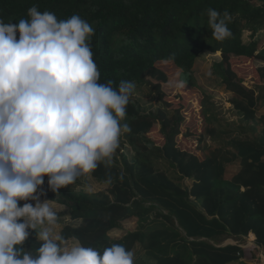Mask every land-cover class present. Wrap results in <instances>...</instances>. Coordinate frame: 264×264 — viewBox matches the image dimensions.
<instances>
[{"label": "trees", "instance_id": "trees-1", "mask_svg": "<svg viewBox=\"0 0 264 264\" xmlns=\"http://www.w3.org/2000/svg\"><path fill=\"white\" fill-rule=\"evenodd\" d=\"M34 5L60 19L78 14L93 26L91 44L101 83L136 84L122 121L131 131L122 134L113 164H102L94 173L100 184L111 176L108 189L89 193L67 186L56 194L44 178L46 195L41 199L65 203L72 217L62 226L64 235L97 247L124 244L135 252L136 264H241L245 252L224 243L249 234L264 249V116H258L264 107V66L257 69L256 93L231 65L253 59L264 64L259 42L264 0H0V18L11 23L29 19L27 11ZM209 8L229 13V37L212 35ZM245 32L251 33L249 42L243 39ZM204 53L221 55L212 66L213 76L232 94L230 103L240 121L219 119L215 104L201 94L197 111L202 110L204 132L186 142L199 145L200 159L178 150L183 118L176 112L171 121L173 115L162 107L143 108L135 94L144 87L158 96L156 82L167 77L156 66L174 55L172 64L186 82L183 92L192 95L193 89L200 90L194 67ZM149 133L164 145L158 146ZM163 164L172 175L161 169ZM236 165L228 179L229 168ZM185 179L192 182L190 188L183 185ZM131 219L136 229L112 239L110 233ZM38 246L34 233L24 244L28 250Z\"/></svg>", "mask_w": 264, "mask_h": 264}, {"label": "clouds", "instance_id": "clouds-1", "mask_svg": "<svg viewBox=\"0 0 264 264\" xmlns=\"http://www.w3.org/2000/svg\"><path fill=\"white\" fill-rule=\"evenodd\" d=\"M27 15L17 23L0 18V264H136L124 244L97 247L65 236L67 205L41 200L45 177L56 194L78 181L95 190L94 173L113 164L122 134L131 131L122 121L136 84L100 82L95 29L78 14L60 19L34 5ZM207 16L217 40L231 35L228 12L209 8ZM174 61L170 55L161 63ZM165 86L179 91L186 82L176 72ZM103 183L110 186L111 176ZM33 233L39 246L28 250Z\"/></svg>", "mask_w": 264, "mask_h": 264}, {"label": "rangeland", "instance_id": "rangeland-1", "mask_svg": "<svg viewBox=\"0 0 264 264\" xmlns=\"http://www.w3.org/2000/svg\"><path fill=\"white\" fill-rule=\"evenodd\" d=\"M250 37L251 33L245 32L243 39L245 42H249ZM259 42L260 47L263 46L264 37L261 38ZM220 59L221 55L208 53H204L198 57L194 67V77L196 78L200 90L193 89L192 95L188 94L187 92H183V90H170L165 86L166 80L173 76L176 72L180 73V71L176 67H174L173 64L163 65L162 63H158L156 68L163 72L167 78L165 81L161 80L156 82L160 89V93L157 90L155 91L159 93V95H149L147 89H145L144 87L135 94V98L140 101V104L143 106V108L147 107L157 109L159 107H162L164 110L173 115V117H170L172 119L171 121L175 119L174 114L177 112V114L181 118H183V122L180 127L181 134L178 135V137L176 138L178 150L192 154L200 159L204 157L200 151H197L200 150L198 148L199 145L197 146V144L195 143L196 147L193 148L191 147L190 142H188V144H186V142L188 141V139H191L193 137L195 138L197 137V135H202L204 132V116L202 114L201 109L200 112L197 111V106H200V101L202 97L201 94H206L210 98V101L215 104L217 109L216 113L218 114L219 119L224 120V122H227L229 124H235L240 121L238 120V117L235 114L230 103L232 99V94L228 92L225 87L220 84L219 80H217L213 76L212 66L215 62H219ZM232 62L233 61H231V63ZM234 62L231 65H233L232 70L236 73L237 77L243 80L244 85H246V88H256L255 91L257 93L258 87L256 86V83H258V81L255 80V77L257 76V69L259 67L264 66V64L255 61L254 59L250 62ZM197 102L199 105L197 104ZM198 112L199 115L198 117H196ZM258 114L264 115V108H262ZM149 137L158 146L164 145V140L157 136L155 133H149ZM161 169L167 170L169 172V175L173 174V171L168 169L165 164L161 165ZM237 170V165L229 168L228 175L226 177L230 179L231 176L235 174ZM77 184L80 186H72L75 190H84L85 192H88L84 189L80 181H78ZM94 184L95 190L89 193H97L108 189L107 186H105L104 184L97 183L96 181H94ZM183 185L185 187L190 188L192 182L185 179L183 181ZM62 226H64V224L60 225V229H62ZM121 226L122 227L119 230L112 231L110 233V236H118L119 238H121L126 232L133 231L136 229V223L134 219L123 222ZM252 253H254V250H247L246 256L250 257Z\"/></svg>", "mask_w": 264, "mask_h": 264}, {"label": "built area", "instance_id": "built-area-1", "mask_svg": "<svg viewBox=\"0 0 264 264\" xmlns=\"http://www.w3.org/2000/svg\"><path fill=\"white\" fill-rule=\"evenodd\" d=\"M256 238L253 234H249L247 237H244L241 241L228 240L224 243L225 245L238 246L245 252L244 256H241L239 263L241 264H264V249H259L255 245ZM247 250H254V253L250 257L246 256Z\"/></svg>", "mask_w": 264, "mask_h": 264}, {"label": "crops", "instance_id": "crops-1", "mask_svg": "<svg viewBox=\"0 0 264 264\" xmlns=\"http://www.w3.org/2000/svg\"><path fill=\"white\" fill-rule=\"evenodd\" d=\"M263 108H264V107H263ZM261 109H262V108H261ZM261 109H260V110H261ZM260 110H259V111H260ZM259 111H258V113H259ZM258 116H261V114H260V115L258 114ZM262 116H264V115H262Z\"/></svg>", "mask_w": 264, "mask_h": 264}]
</instances>
